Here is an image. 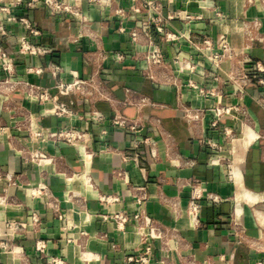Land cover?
<instances>
[{"label": "crops", "instance_id": "1", "mask_svg": "<svg viewBox=\"0 0 264 264\" xmlns=\"http://www.w3.org/2000/svg\"><path fill=\"white\" fill-rule=\"evenodd\" d=\"M32 1L0 0L6 31L0 32V48L14 61L12 74L0 64V171L19 180H0V264H138L128 258L147 245L150 264H264V0H140L152 7L139 11L132 8L135 0H81L85 26L72 14L54 15L45 3ZM181 12L196 18L182 20ZM20 18L39 34L32 35ZM161 27L192 34L199 44L185 37L164 40ZM22 37L49 52H23ZM204 37L211 38L210 49L201 45ZM224 43L230 50L216 64L209 56L222 53ZM152 44L165 63L147 75L144 56ZM50 63L63 67L68 82L97 69L104 96L59 95L72 103L71 116L55 115L53 101L28 99L19 81L58 93L49 70H29ZM185 107L200 118L187 117ZM92 109L104 120L96 121ZM116 114L135 128L113 125ZM28 117L36 131L89 132L91 160L84 163L80 150L64 140L33 136ZM23 147L57 161L24 163ZM42 182L62 217L45 197L31 194L30 186ZM133 187L148 193L153 228L130 219L119 229L103 219L138 212ZM73 191L81 197H70ZM101 195L119 201H101ZM34 212L39 226L33 225ZM8 221L26 228L9 230ZM39 239L46 242L44 255L36 249Z\"/></svg>", "mask_w": 264, "mask_h": 264}, {"label": "built area", "instance_id": "2", "mask_svg": "<svg viewBox=\"0 0 264 264\" xmlns=\"http://www.w3.org/2000/svg\"><path fill=\"white\" fill-rule=\"evenodd\" d=\"M36 1H41L48 5L51 9V12L56 15V14H72L76 18H78L82 23L83 26L86 25L87 23V17L82 13L81 11V5L80 1L81 0H34L30 4L32 5ZM94 1H99V0H94ZM140 0H135L134 5L132 6L133 10L139 11L142 8H150L152 7L151 2H139ZM179 17L182 20L191 22L194 18V16L186 13V12H181L179 14ZM19 21H21L26 28L30 31L32 35H38L39 30L37 27L30 22L26 18H20ZM121 31L125 32L126 29L124 27H121ZM161 30V35L162 39L164 40H178L182 37H185L188 39L189 42H191L193 45L199 44L198 41H194L192 34L190 35H184V34H176V33H171L168 32L164 28H160ZM0 32L2 35L6 34V31L3 27H0ZM131 36L136 40L137 35H138V30L133 29L130 31ZM201 45H203L205 48L210 49L212 47V40L210 37H204V39L201 42ZM20 48L22 49L23 52L31 54V55H44L49 52V50L37 43L32 42L29 38L27 37H22L20 39ZM223 52L222 53H213L209 56V59L218 64L220 61L227 55V53L230 50V47L228 46L227 43H224L222 45ZM105 56V55H103ZM116 58L118 60H123L125 55L123 53H116L115 54ZM144 60L147 63V67L145 69V73L147 75H150L152 72V69L155 66H160L165 63L163 53L160 49L159 46L152 44L148 51L146 52L144 56ZM176 61H180L178 57L175 59ZM186 60L183 61L185 63ZM86 64H89V60L87 59ZM0 64L2 66V69L9 73L12 74L14 73V61L11 55L4 50L3 48H0ZM192 67V66H191ZM30 71L34 73H43L46 70H49L52 76L55 78L56 81V89H57V94H52L48 89L36 85L31 82L27 81H19L18 84L23 87V92L25 96L28 99L34 100L38 103H44L46 101H53L54 102V109L53 112L55 115L58 116H71L73 115V110L71 108L72 103H66L63 101H60L59 95H68L71 93H80L82 94L86 99L92 100L93 98L99 96L103 97L104 96V86L100 79L98 78V70L93 69L91 71V74H89L86 77H75L72 81H65L63 78V73L64 69L60 64L57 63H50L49 65L43 66L41 64L34 65L29 69ZM129 91V90H128ZM222 112H229V109H217V113L221 114ZM91 114L93 115V118L101 122L104 120V115L100 113L98 110L92 109ZM185 114L187 117L190 119H199L200 118V113L197 111H194L190 107H185ZM111 122L113 125H116L120 128L127 129L131 128L134 129L135 125L129 123V121L124 118L121 115H113ZM33 119L30 117L27 118L26 120V128L29 130V132L35 136V137H41L42 139H51L53 141H58V140H64L68 142L71 145L76 146L80 150V155L84 163H87L91 160L93 156V152L89 148V141L91 139V135L89 132L82 130V129H76L73 127H67L61 130L57 131H51V130H40L36 131L33 127ZM216 125V123H214ZM19 153L21 154V157L24 161V163H36L40 166L44 165H51L55 164L57 161V158L53 155H50L46 151L39 150V149H32L29 147H23L19 149ZM153 156L156 157L155 153H153ZM5 180L9 185L10 184H18V177L9 172H1L0 171V180ZM134 190L137 191L136 194V202L138 204L139 210L137 213H135L132 217L125 211H119L114 214H105L103 215V219L105 221H111L113 222L117 228L119 229H124L125 225L130 221V219H133L136 221V223L139 225V227L143 226H149L153 228L154 226V220L148 215L147 213V200H148V193L145 190L144 187H133ZM30 191L33 196H43L46 198V201L49 205V207L52 209L53 212L58 214L59 217H62L61 214L58 211V208L55 206V197L47 184L44 182L39 183L35 186H30ZM70 197H75L79 198L81 197L80 193L73 191L69 195ZM101 201H106V202H117L119 201L118 196H106V195H101L100 196ZM193 207L197 208L198 205L193 202ZM32 221L33 225L39 226L41 224V219L40 216L34 212L32 215ZM7 226L9 230H18L25 227V223H18L15 221H8ZM36 249L38 252H40L42 255L45 253L46 249V242L42 239H39L36 242ZM151 252H152V247L150 245H147L144 250L137 256L135 257H129V261H135L138 264H150L151 261ZM54 264H64L62 261L53 259L51 261Z\"/></svg>", "mask_w": 264, "mask_h": 264}]
</instances>
